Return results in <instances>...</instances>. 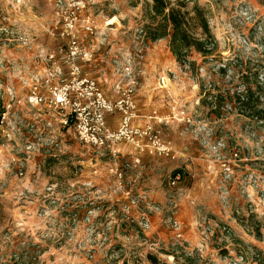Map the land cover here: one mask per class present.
Instances as JSON below:
<instances>
[{"label":"rangeland","instance_id":"rangeland-1","mask_svg":"<svg viewBox=\"0 0 264 264\" xmlns=\"http://www.w3.org/2000/svg\"><path fill=\"white\" fill-rule=\"evenodd\" d=\"M181 1H185L189 9L198 4L207 10L216 48L212 56L203 57L192 52L187 61H177L180 66L176 73L179 75L184 63H190L191 70L187 76L176 81L178 85L172 84L169 91L187 107L192 116L202 118L212 127L214 142L225 141L223 154L226 159L234 162L241 158V161L234 163L233 180L228 183V205L217 192L220 177L216 173L217 184L212 193L227 218L213 219L214 224L200 223L196 226L183 219L180 204L184 195L183 189L179 187L183 186L179 185L182 181L174 187L171 185L172 179L166 178L169 176L166 175L161 180L164 181V189L166 183L170 182L171 185L166 193L167 203L161 207L159 219L149 230L124 218L119 202L125 198L117 200L115 195L118 193L113 192L114 195L111 194L105 205L100 202L102 200H94V205L100 209L90 224L70 223L66 210L59 214L64 220H58L55 225L45 223L33 235L17 226L14 234L15 228L13 231L10 222L12 216H9L8 210L12 201L3 197L6 188L12 187L19 191L33 184L47 189L57 184L58 188L66 189L69 183L93 190L101 186L108 191L117 188L116 178L108 177L103 181L99 178L100 173L92 177L97 181L96 184L87 186L88 183H85L91 166L96 163L103 166L111 160L107 152L101 153L83 145L71 132L66 135L68 145L65 154L49 157L42 151L29 155L24 152L25 143L33 138L24 132L10 142L9 149L14 156L24 161L26 174L20 179L12 176L0 193V238L13 231L5 240L18 248L11 250L2 243L0 264H258L259 259H263L264 193L249 187L246 177L250 173L264 176V0ZM151 5V0H0L1 105L7 100L8 90L21 97L28 93V79L51 66L44 58L46 55L55 53L57 64L68 71L64 62L70 54L73 39L77 40L83 51L92 54L90 62L78 61L82 74L95 79L97 74H113L114 81L116 76L119 81L127 61L137 60L139 56H143L146 61L154 44L162 45L168 41L163 39L151 43L145 39L144 27ZM70 17L76 18L73 32L67 31ZM113 18H117L116 22L108 24ZM38 26H45V29L40 32ZM200 67H204V74L210 77L208 81L212 84L211 88L207 80L202 78ZM108 69L115 71L111 73ZM165 73H158L154 88L158 89L159 79ZM245 84L254 92V102L248 105L235 101L236 93L244 94ZM155 91L163 94L159 90ZM191 95L195 98L192 103L189 102ZM217 96H223L224 102L229 101L225 103L232 106L231 113L211 111L213 104L218 109L225 105L217 103ZM33 112L35 109L26 108L23 115L27 117ZM44 128L45 124L41 122L40 129L45 135L49 134ZM234 150L239 151L238 158H232ZM97 154H102L103 158H99L96 163L88 159ZM209 156L213 157L211 154ZM96 169L100 171V168ZM127 171L123 184L131 186L125 180L130 176ZM75 180L78 183H74ZM170 200L177 202L176 218L183 223L182 237L179 239L165 224V219L175 215L174 210L166 212L170 209ZM194 207L198 213L203 212L199 205ZM84 210L78 209L79 216L84 217ZM44 217L52 219L53 214L41 215V224ZM34 236L45 243L46 251L51 247L55 249L56 252L50 255L51 259L36 258V255L15 258L24 254L21 245L27 246Z\"/></svg>","mask_w":264,"mask_h":264},{"label":"built area","instance_id":"built-area-1","mask_svg":"<svg viewBox=\"0 0 264 264\" xmlns=\"http://www.w3.org/2000/svg\"><path fill=\"white\" fill-rule=\"evenodd\" d=\"M70 18V21L67 22V31L73 32L76 18ZM91 57L92 54L83 51L77 40L73 39L70 43V54H68L67 61L64 62L68 66L66 78H64L65 73L61 64L56 62L55 53H51L44 57L51 66L43 73L39 72L28 79L29 91L25 96H18L15 92L8 90L7 100L3 105H1L0 99V193L12 176L20 179L26 174L24 161L14 156L9 149L10 142L20 133L25 132L33 138L31 141H26L25 153L35 155L45 151L49 157H58L65 154L66 145H68L66 135L73 132L83 145L101 153L107 152L110 155L112 159L110 172L116 178V190H120L124 187L125 170L130 168V165L123 168L117 163L120 145L129 144L140 152L161 154L166 158L175 159V153L164 140L163 132L159 127L176 123L184 128L192 139L199 141L202 149L206 152V158L215 165V171L220 177L217 192L221 200L228 205L230 201L228 183L233 180L234 163L241 161V158L234 162L231 159H226L223 154L226 149L225 141L214 142L212 127L202 118L192 116L187 107L169 91V87L174 81H178L190 73V63L183 64L180 75L169 69L160 77L157 90L163 92L168 98L170 112L166 117L153 112L149 117L150 123L140 127L135 126L133 122L137 109L135 95L138 76L143 73L144 57L139 56L137 60H129L123 65L121 79L114 87L118 95L116 101H111L105 96L95 79L87 74H82L78 61L90 62ZM204 71V67H200L202 78L207 80L211 88L212 84L208 81L210 77H207ZM262 80L264 81V77ZM244 88V94L236 93L241 97V101L246 100L247 87ZM223 104L225 105L219 109L213 104L211 111L231 113L232 106L229 103ZM26 108L35 109V112L26 117L23 115ZM115 113L121 115V122L117 130H112L107 124V116ZM41 122H44V129H47L49 134L45 135L44 131L40 129ZM58 129L59 133H57ZM208 152L213 156L212 158ZM239 156V151L234 150L232 158ZM181 178V174L176 173L171 178V185L175 187ZM246 181L249 187L264 193L263 175L258 176L250 173L246 177ZM57 186V184L50 185L46 192L50 196L53 195ZM25 196L22 194L21 198H25ZM132 207H139L138 199H132L129 205H123L122 212L127 217V221L136 222L145 230H149L151 227L150 213L161 212L160 207L148 208L143 212L140 221L137 222L132 217ZM169 208L166 212L174 210L175 215L165 219V224H168L179 239L182 237V233L181 224L176 218L177 202L170 200ZM49 213L45 211L40 215L46 216ZM93 217L94 212L92 211L85 220L86 223L90 224Z\"/></svg>","mask_w":264,"mask_h":264},{"label":"crops","instance_id":"crops-1","mask_svg":"<svg viewBox=\"0 0 264 264\" xmlns=\"http://www.w3.org/2000/svg\"><path fill=\"white\" fill-rule=\"evenodd\" d=\"M37 29L41 32L45 29V26H38ZM161 41L163 40H160V42ZM150 51V56L144 62L143 66L145 74L141 73L138 76V87L135 95L137 109L133 124L140 127L150 123L149 117L153 112H157L162 117H166L169 114L170 109L168 98H166L163 92H161L163 94L160 95V92L155 91L157 88H154V86L156 84L158 73L160 74L161 71H164L165 73V70L167 69H172L175 72H178V67L180 66L170 51L169 40L162 45L154 44V47H152ZM108 70H110L111 73L112 71H115V69ZM66 71V68H64V78L67 77ZM97 75L98 77H96L99 79V82L97 81V78V80L94 77L93 78L99 83L105 96L111 101H116L118 95L114 91V87L119 77L116 76V81H114L113 74L110 76L102 74ZM174 83L175 85H178L176 81H174ZM194 96L191 97L189 101L190 103L195 100ZM120 122L121 115L119 113L107 116V124L112 130H117L120 126ZM159 128L162 130L164 140L170 145L176 158L170 159L161 154L140 152L132 145L125 143L121 144L119 147L120 154L118 155L117 163L122 165L123 168L126 165H130V168H128L127 171V174L129 172L130 176L125 180L128 184H132L131 186H126L124 184V187L120 190L115 189L112 191L111 189V191H108L104 186L93 190L89 187L78 188L76 187L77 185L75 186V184L69 183L66 189L57 187L54 191V196H50L45 188L33 184L31 187L26 186L25 190L20 189L19 191H15L12 187L6 188L5 191H3V197L12 201V203L9 201L10 209L8 210L10 211L9 216H12L10 222L13 231L15 228L14 234H16L17 226L23 227L21 228L23 232L28 231V234L31 232L33 235L37 231V228L42 227L45 223L55 225V222H58V220H64L59 214L66 210L69 212L68 220L70 223L74 225L78 223L87 224L85 220L88 218L89 213L93 211L95 216L97 214L96 212L100 209L94 205V200H102L100 202H103L105 205V203L107 204L110 200L111 194L114 195V193H118L115 195L117 200L120 198L123 200V198H125L123 202H119L121 211L123 205H129L132 199H138L139 207H132V217L139 222L142 218L143 212L147 211L148 208H161L166 206V193L171 189V185L169 184L170 182L166 183L167 189H164L162 187L164 181L161 179L166 175H169L166 178L169 177L171 179L172 176L178 172L182 177V182L179 183V185H183H178L183 189L184 195L180 204L181 216L183 219L196 226L200 223L214 224L215 222L213 219L224 220L227 218L222 213L217 197L212 193L217 184L216 167L214 168L213 163L206 159L205 152L199 141L192 139L191 136L185 132L184 128L175 123L169 126H160ZM108 156L110 155L108 154ZM99 158H103V155L97 154L96 156H90L88 159L95 161L96 163ZM107 159L109 160V158ZM111 162L112 159L109 162L107 161L104 163L103 166H100L97 163L91 166L90 175L85 179V183H88L87 186L92 183L96 184L97 181L93 180L92 177H95L99 173V178L103 181L107 180L108 177H113L114 179L115 176L110 172V168L112 167ZM96 167L100 168V171L96 169ZM245 168L246 167H242V169ZM93 171L94 175L92 174ZM171 174L172 176L170 177ZM11 183H13V181ZM74 183L78 182L75 180ZM93 188H95V185ZM22 194L26 195L25 198H21ZM196 204L201 207V210L203 211L201 214L195 210L194 205ZM46 206L50 208H47ZM40 209L42 210L38 211ZM78 209H85L84 217L79 216ZM46 210L53 214V217L52 219L45 217L42 218L43 224H41L39 222V217L41 218L40 213H43ZM151 214L150 221L151 227L153 228L154 222L160 217V213L156 211L151 212ZM123 216L127 220L124 213ZM93 219L94 217L92 220ZM179 222L183 225L181 220ZM11 233H6L2 239L0 238V246L2 243H5L7 247L11 248V250H15L18 247L12 242L11 244H8V241L5 240V237L11 236ZM193 237L195 238V236ZM40 244H42L41 247ZM34 246H36V249H34ZM45 246L46 245L43 241H39L38 237L34 236L27 246L23 247L21 245L20 248H23L24 254L15 258H31V256L36 255V258L43 259L48 257L51 259L50 255L54 254L56 251L54 248L48 247L50 248L48 253ZM259 247L263 250V247L260 244ZM262 253L264 254V250Z\"/></svg>","mask_w":264,"mask_h":264},{"label":"trees","instance_id":"trees-1","mask_svg":"<svg viewBox=\"0 0 264 264\" xmlns=\"http://www.w3.org/2000/svg\"><path fill=\"white\" fill-rule=\"evenodd\" d=\"M151 1L148 22L144 27L146 41L156 43L168 39L170 51L179 63L187 61L192 52H197L203 57L213 55L216 41L210 29L205 8L195 4L192 9H189L188 4L181 0ZM258 77L259 75L256 76L257 82ZM245 86L247 87L246 100L241 101V97L236 94L235 101L243 105L252 104L254 92L250 86L247 84ZM217 99L220 105L229 102H224L223 96H217ZM258 264H264V257L259 259Z\"/></svg>","mask_w":264,"mask_h":264},{"label":"bare ground","instance_id":"bare-ground-1","mask_svg":"<svg viewBox=\"0 0 264 264\" xmlns=\"http://www.w3.org/2000/svg\"><path fill=\"white\" fill-rule=\"evenodd\" d=\"M116 20H117V18H113L112 20H110V22L108 24H113L116 22Z\"/></svg>","mask_w":264,"mask_h":264}]
</instances>
